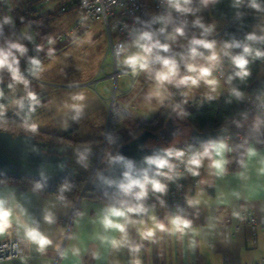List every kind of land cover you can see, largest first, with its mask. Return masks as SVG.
<instances>
[{"label": "crops", "instance_id": "obj_1", "mask_svg": "<svg viewBox=\"0 0 264 264\" xmlns=\"http://www.w3.org/2000/svg\"><path fill=\"white\" fill-rule=\"evenodd\" d=\"M229 23L225 19L224 28ZM91 26L98 30L102 24L99 21ZM159 28L156 27L154 32L164 42V34L160 35ZM90 37L91 40L97 37L101 40L98 45L101 54L97 56L95 66L89 72L80 73L77 80L62 79L63 77L52 80L38 78L44 80L43 85L51 88L52 95L41 89L26 91L20 85L12 90L7 88L10 100L19 96L26 97L28 91H34L37 96L43 94L46 102L40 111L29 115V123H35L38 128L52 133L73 127L72 136L75 139L101 137L109 99L113 93V89H110L112 82V87L116 85L118 99L134 105L128 120L148 119L137 112L145 107L143 92L147 89L153 91L154 81L147 73L137 76L120 74L117 79L112 78L113 57L109 39L101 31L93 32ZM113 38H116L115 34ZM132 41L125 45H130ZM30 45L36 44L29 43L28 46ZM107 57H110L109 61ZM229 86L231 88L230 83ZM173 89L177 88L170 85L167 87L166 99ZM79 92L86 96L83 102L85 107L80 118L73 120L74 113L65 104L72 103L71 96ZM184 92L186 93L185 88ZM161 105L159 103L158 108ZM173 111L181 112L179 109H172L171 112ZM180 117L186 120L184 115ZM179 123L181 131L177 136L180 140H187L193 127L189 122ZM214 140H224L228 144L227 137ZM249 149L255 151L254 156H249ZM226 156L229 160V152ZM243 156V164L235 169H228L227 165L222 176L211 174L208 161L205 160L200 169V184L186 189L187 198L183 207L166 210L160 201L154 205H146L149 207V214H154L159 219L177 214L190 219L193 228L198 230V235L190 232L181 237L178 234L158 232L151 240H143L138 232L139 226H129L128 242L117 247H113L110 240H119L121 234L114 230L105 232L99 224L101 211L110 202L83 195L73 211L72 206L58 199L59 196L43 189L34 190V184L30 182L0 179V196L10 198L14 195V202L21 204L29 217L38 222L41 230L54 240V246L43 254L36 252L34 245L25 242L21 256L0 261V264H133L136 259H139L140 264H258L264 258V230L259 225V222L264 221V142L248 140ZM197 198L200 200L198 205H188L189 199ZM45 210L53 212L55 223L49 225L44 222ZM247 213L256 218L257 224L254 227L247 223ZM12 236L17 237L15 230ZM101 237L108 239L101 240ZM192 241H195L194 245ZM55 244L60 245L59 252L56 251ZM136 246H139L138 252L132 250ZM75 248L80 249L78 255L73 254ZM61 252L65 255L61 256Z\"/></svg>", "mask_w": 264, "mask_h": 264}, {"label": "clouds", "instance_id": "obj_2", "mask_svg": "<svg viewBox=\"0 0 264 264\" xmlns=\"http://www.w3.org/2000/svg\"><path fill=\"white\" fill-rule=\"evenodd\" d=\"M193 0H167L168 6L178 13L188 14L194 12L190 7ZM210 0H201V3L207 5ZM237 4L242 0H236ZM250 6L254 9L261 10V5L257 0H250ZM170 16L157 17L153 23L166 25L170 20ZM8 22L7 20L5 21ZM194 25L203 29L202 35H206L212 31L211 27H205L199 19L194 21ZM160 34L166 32V26H161L158 29ZM185 35V26L180 25L174 28L173 32L165 37L166 42H161L157 38V33L154 31H138L135 39L130 45H120L116 52L117 67L125 69V75L131 74L137 76L140 73H147L149 78L154 81V89L146 99L151 101L157 99L161 104L167 98V87L169 85L176 88H197L202 83L209 86L215 92L219 85L218 78L214 75L217 66L220 62L221 53L217 51L215 40L193 37L189 41V47L186 54L181 53L179 59L176 56L165 55L170 52L171 44L167 41L175 42L178 37ZM91 37H86L85 41ZM264 40V37H257L254 33L246 36V41L252 42ZM55 41L52 38L48 39V44L52 45ZM224 49L239 48L242 51L239 54L231 55L225 51L223 54L230 56L232 64L237 71L235 76L241 79L250 75L248 65L250 59L264 58V50L254 48L250 43H240L233 41L225 43ZM38 52L43 50L42 45H38ZM28 52L26 46L18 42H7V47H0V73L7 71L10 76L11 83L7 85L9 90H12L17 85H23L25 89L29 87L30 81L25 77L20 68V59ZM17 53L19 56H17ZM55 50L48 49V56L53 57ZM198 61H203L199 63ZM29 67L27 72L35 78H39L45 71V66L37 57L29 58ZM183 69V71H182ZM232 76L228 77L231 82ZM3 81L0 79V84ZM235 96L240 97L241 92L232 89ZM25 99L29 102L28 110L35 113L37 106L40 104L37 93L28 91L26 97L13 98L10 101L7 99L3 88H0V117H2L9 105L17 106L20 109L25 107ZM86 96L83 92L76 93L71 96L72 103L65 104L74 115L73 120H78L84 111V101ZM180 108L177 104L173 110ZM181 115L185 113L181 110ZM261 123L260 118L256 119L254 127L258 128ZM25 127L36 132L38 125L35 123L26 124ZM109 142H112L111 135L108 137ZM229 146L224 140L209 141L201 146L199 150H192L169 147L162 150V154L157 153L143 158V164L146 167H137V163L128 159L121 154H107L106 169L96 172V180L107 187H114L117 190V195L112 202L108 203L101 211L99 224L105 232L116 231L121 234L120 239L115 238L110 240L113 247L128 242L129 226H139L138 232L143 240H151L158 232L169 233L173 235L184 236L188 233L198 235V230L193 228L192 221L182 215H170L164 219H159L154 214H149V207L146 206V201L149 198V193H157L161 196L166 194L168 184L165 181H174L182 174L177 170V162L185 165V170L192 176L200 175V168L204 166L205 160L208 161L210 173L216 176H222L226 171V166L229 160L226 153L229 152ZM91 154V148H84L83 151H78L77 163L87 168L88 156ZM249 156H254L255 151L249 149ZM244 162L241 161V164ZM119 166V176L105 175V171L114 170ZM41 178L46 182L47 177L41 172ZM203 182V181H202ZM45 187V183L40 181L35 182L34 190H41ZM69 190V184L63 183L60 187V200H65L63 192ZM159 199V197H157ZM15 197L0 196V238L15 234L22 242L34 245L38 253H45L47 249L54 246V240L46 232L42 231L39 223L31 219L27 210L19 203L14 202ZM163 204L164 201L160 200ZM189 206L198 205L200 200L189 199ZM147 217V219H144ZM55 216L50 210H45L43 220L51 225L55 223ZM71 238V237H70ZM108 237H101V240H107ZM193 245L195 241H192ZM56 251H60V245L55 244ZM138 252L139 246L132 249ZM79 248L73 249V254L78 255ZM61 256L65 253L61 252ZM133 264H140L139 259L133 261Z\"/></svg>", "mask_w": 264, "mask_h": 264}, {"label": "trees", "instance_id": "obj_3", "mask_svg": "<svg viewBox=\"0 0 264 264\" xmlns=\"http://www.w3.org/2000/svg\"><path fill=\"white\" fill-rule=\"evenodd\" d=\"M257 3L261 5V10L254 9L250 6V0H242L241 3L237 4L236 0H210V2L205 5L201 3V0H193L190 7L195 8L197 6H204L211 16L215 18H224L231 23L223 29L218 41L221 43H231L233 41L240 43H250L254 48L264 50V40H257L248 42L246 41V36L250 33H254L257 37L258 33L253 30V25L256 22V18L260 13H264V0H257ZM171 27L166 28V32L171 29ZM161 35V34H160ZM261 37H264L262 35ZM28 52L20 58V68L21 71L27 74V69L29 67V58L37 57L43 61L44 55L37 51V45H30L27 47ZM175 50V49H172ZM242 49L234 48L231 55L239 54ZM223 62L229 63V67L224 71L227 78L232 76L233 79L230 83L232 89L243 94H249L251 92H260L264 90V58L250 59L248 69L250 75L241 79L235 76L237 69L232 64L230 56L225 55L223 57ZM29 74V73H28ZM10 82H3L0 84V88H3L7 99L10 101V96L7 94V85ZM38 96L40 104L36 108V112L40 111L44 106L46 99ZM25 107L23 109L16 107L6 109L4 115L0 117V131H9L16 135L18 133H26L32 135L36 141L42 142L47 150L54 154H62L69 157L68 164L72 166L73 171L66 177L65 180L59 181L53 192L57 196L61 195L60 187L63 183L67 182L69 184V190L63 192L65 200L64 203L73 207V211L76 210L78 205V199L83 195H89L94 200L112 202L113 198L117 193L113 192H89L86 186V181L89 178L94 163L98 160L99 167H106L107 154L115 152L118 144L130 140L132 136L137 134L142 128H147L152 131L157 130L163 126L167 115L175 108L177 104L180 105L178 108L182 110L185 115L184 117L190 123V125L197 129L198 131H209L216 129H224L228 132L227 138L234 144V149L230 153L228 169H235L239 167L243 159V154L246 145H240L236 142V134L242 133L247 140L258 141L259 139V127H254V122L252 117L257 118L253 113H249L245 107L238 103L235 97L230 93H223L219 98L214 99H202L199 100H189L184 92V87L173 89L170 93L168 99L156 110L152 117L141 120H128L126 118L119 126L117 140L108 144L106 151H101V137H92L84 139H75L72 136L73 127L67 128L62 132H49L45 129L37 128L36 132L28 130L25 125L31 124L28 121L29 115L34 113L28 110L29 102L24 101ZM153 141H148V145L153 144ZM183 145L189 146L187 140H180L179 136L175 137L171 145ZM84 148H91V154L88 156L87 164L88 167L85 168L81 164L77 163V153L78 151H83ZM99 158V159H98ZM12 179L14 181H26L31 184L37 182L34 179L26 177H15L13 175H8L5 177H0V179ZM44 190V189H43ZM45 191V190H44ZM159 197V199L157 198ZM160 194L150 193L149 198L146 201V205H154L160 201Z\"/></svg>", "mask_w": 264, "mask_h": 264}, {"label": "rangeland", "instance_id": "obj_4", "mask_svg": "<svg viewBox=\"0 0 264 264\" xmlns=\"http://www.w3.org/2000/svg\"><path fill=\"white\" fill-rule=\"evenodd\" d=\"M193 9L194 12L186 14L188 16L186 24L177 21L171 29L164 33V42H166L165 37L173 32L175 27L180 25L185 26V35L183 37H178L175 42L167 41L171 44V48L187 47L189 46V41L193 37L199 38V34L203 32V29L194 25V21L197 19H199L205 27L212 28V31L207 34H216L223 30L225 22L224 18H215L211 16V14L204 10V6H197ZM75 17V12L73 11L60 13L59 5L53 1L0 0V47H7V42H18L26 47L29 43H35L37 46L42 45L43 50L40 52L44 55L43 65L45 66V71L40 77L44 80L61 79V77H63L62 79L77 80L81 75L80 73L89 72V70L95 66V60L97 56L101 54L100 48L98 47L101 42V40H98L99 37L94 40H91V38L86 42L82 41H85L86 37H89L93 32L95 33L97 31H101V33L107 38V31L103 25L98 30L92 26L87 29H71ZM256 19L257 20L253 25V30L258 33L259 37H261L264 35V13H260ZM6 20L8 21L7 23L5 22ZM58 33L64 34L61 40L56 38V34ZM80 34L83 35L79 36ZM49 38H52L55 43L49 45L47 42ZM215 41L217 51L221 53L220 62L214 72V75L219 80V85L215 92L203 83L197 88H185L189 99L199 101L202 99H214L219 98L223 93L230 92L231 88H229V83H227L223 71L229 67V63L223 62V57L225 56L223 53L225 51L230 53L234 48L224 49L223 46L225 43H221L218 40ZM50 47L55 50V55L53 57L48 56V49ZM17 56H19L18 53ZM177 59H179V55L177 56ZM109 60L110 57H107V61ZM198 62L202 63L203 61ZM261 73H264V70H261ZM24 75L30 83L27 89H25L23 85H20L22 89H25L26 91L28 89H41L43 92H47L51 95L53 94L51 88H48L49 86L42 84L44 80H38L28 73ZM0 79H2L3 82H11L7 71L0 73ZM112 86L113 82L111 83V91L114 88ZM150 92L151 91L148 89L143 92L145 107L141 108V110L144 112H141V110L137 112L147 118L153 115L160 103L157 99H152L151 101L146 99ZM19 98L21 97L19 96ZM26 100L27 99H25V101ZM13 107L14 105L10 104L7 109ZM138 114L136 116L140 117ZM252 119L255 124L257 118L253 116ZM107 147L108 144L105 146L103 150L104 152Z\"/></svg>", "mask_w": 264, "mask_h": 264}, {"label": "built area", "instance_id": "obj_5", "mask_svg": "<svg viewBox=\"0 0 264 264\" xmlns=\"http://www.w3.org/2000/svg\"><path fill=\"white\" fill-rule=\"evenodd\" d=\"M53 1L59 5V12L73 11L75 12V19L71 29H87L91 27L94 22H101L103 27L106 28L107 38L109 39L110 50L113 57V73L110 74L112 78L117 79L118 75L124 74L125 69L117 67L116 52L120 45H125L135 39L138 31H154L156 27L166 26L171 27L177 21L186 24L188 16L182 15L175 10L171 9L167 0H43ZM160 16H170V20L166 25L160 23H153V21ZM199 34V38L208 40H219L221 31L216 34ZM116 38H113V35ZM64 34H56L57 39H61ZM187 48H175L170 50L165 55L178 56L181 53H186ZM116 85L114 86L113 93L109 99L107 107V118L104 124V130L101 135V153L105 146L109 144V135H111L112 142L117 140L119 125L131 115V110L134 105L131 102H123L116 96ZM230 93L235 97L236 101L245 107L249 113H253L257 118L259 117L261 123L259 125V139L264 142V90L260 92H251L237 97L233 94L232 89ZM227 137V136H226ZM228 139V138H227ZM242 133L236 134V142L240 145H246ZM229 155L234 149L228 139ZM202 145L192 144L189 146L183 145H169V147L185 149L186 151L191 148L192 150H199ZM99 159V158H98ZM177 170L182 174L174 181H165L168 184L166 194L160 195L161 200L164 201L163 206L166 210L178 209L183 207L186 202V189L188 187L194 188L200 183V175L192 176L185 170L183 163L177 162ZM99 168L98 160L94 163V167L89 174L86 181V186L89 185L94 177V173ZM201 169V168H200ZM200 171V170H199ZM151 193V192H150ZM149 193V194H150ZM247 223L254 227L257 224L256 218L250 213L246 214ZM261 230H264V221L259 222ZM25 242H22L17 237H5L0 239V261L12 259V257L21 256L24 252ZM258 264H264V258H261Z\"/></svg>", "mask_w": 264, "mask_h": 264}, {"label": "water", "instance_id": "obj_6", "mask_svg": "<svg viewBox=\"0 0 264 264\" xmlns=\"http://www.w3.org/2000/svg\"><path fill=\"white\" fill-rule=\"evenodd\" d=\"M180 116L179 111H173L166 117L161 128L154 131L142 128L130 140L118 144L113 155L121 154L134 160L138 168L146 167L143 164V158L157 153L162 154V150L168 148L169 143L180 133L179 122L188 123ZM189 134L188 144L203 145L205 142L218 137H226L228 132L221 128L209 131H198L193 128ZM148 141L154 143L148 145ZM68 161V156L49 152L44 144L36 141L31 134L18 133L14 135L6 130L0 131V177L13 175L19 178L34 179L45 183L43 188L45 191L53 192L56 184L65 180L73 171ZM106 167H99L97 171L105 170ZM120 170L118 166L114 170L105 171L104 174L118 177ZM41 172L47 177L46 182L42 180ZM96 172L87 186L88 191L117 193L114 187H107L96 180Z\"/></svg>", "mask_w": 264, "mask_h": 264}]
</instances>
